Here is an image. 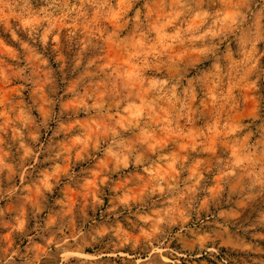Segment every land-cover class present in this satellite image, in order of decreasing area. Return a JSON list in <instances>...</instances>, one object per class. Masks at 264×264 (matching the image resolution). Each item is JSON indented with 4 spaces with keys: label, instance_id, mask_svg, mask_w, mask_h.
Listing matches in <instances>:
<instances>
[{
    "label": "rangeland",
    "instance_id": "rangeland-1",
    "mask_svg": "<svg viewBox=\"0 0 264 264\" xmlns=\"http://www.w3.org/2000/svg\"><path fill=\"white\" fill-rule=\"evenodd\" d=\"M0 264H264V0H0Z\"/></svg>",
    "mask_w": 264,
    "mask_h": 264
}]
</instances>
